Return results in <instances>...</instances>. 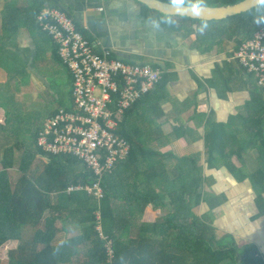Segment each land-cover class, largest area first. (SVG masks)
Wrapping results in <instances>:
<instances>
[{"label": "trees", "instance_id": "16d2710c", "mask_svg": "<svg viewBox=\"0 0 264 264\" xmlns=\"http://www.w3.org/2000/svg\"><path fill=\"white\" fill-rule=\"evenodd\" d=\"M157 1L167 3V0ZM241 1L243 0H215L209 7L234 5ZM141 7L150 12L144 6ZM257 15L258 11L255 8L228 19L230 24L235 22L237 26L233 29L234 39L232 40L231 37L226 42H233L237 46L240 40L250 38L255 30L264 25V23H255ZM179 19L196 25V30L192 32L195 35L194 43L205 47L213 42L216 33H225L229 24L228 20L208 22L209 28L201 34L197 31L201 22L186 18ZM51 45L53 50L55 49L57 58L52 41ZM3 52L4 48L0 47V53ZM16 64L18 70L15 71L14 68V72L8 71V80L13 81L19 93L21 91L19 81H22L24 86L30 81L27 63L17 57ZM4 103L7 104L6 101ZM59 109L54 114H57ZM8 113L10 117L5 112L0 114V152L2 153L0 248L8 242L19 243L10 254L9 264H79L80 254L76 249L78 245H83L87 252L88 260L85 255L81 256L84 264H264V244L258 242L257 235H253L258 230L253 223L264 218V111L246 117L245 120L238 118L240 119L237 121L238 125H230L231 144H228L227 149L230 156H236L240 168H236L231 160H228L230 156L222 160L208 161L211 165L208 164L210 170L217 169L221 174L225 172L230 175L226 178V181L231 182L230 185L234 182L237 184L247 181L251 187L250 194L254 196L253 223L248 225L245 231L249 227L254 229H248L246 233L249 236L248 244L240 250L236 247L235 238L226 235L218 227L224 235L219 240L214 238L215 227H212L211 217L215 221L214 211L222 208L220 211L222 221L227 227L233 226V233H237L247 224L246 214L239 222L237 209L229 207L231 194L229 189L224 184L216 186L212 176L203 175L201 170H195L192 166L194 162H177V173L174 176L166 174L162 169L146 176L149 169L143 170V168L150 164V160L145 157L139 158V155L133 152L131 154L130 150L131 155L128 160L116 168L119 169L127 164L134 167L133 170L129 167L126 170L130 173L129 182L124 179L115 182L112 179L113 175L103 178L100 185L103 196L99 200L85 192L68 193V189L77 185L91 187L95 178L70 155L46 156L36 146L39 129L30 124L26 126L25 131L18 129L20 120L17 121L12 105ZM218 127L226 137L228 134L225 126ZM117 134L127 139L122 124ZM14 137L16 138L14 148L21 149L18 158V178L15 184H12L8 179L7 171L14 167L15 160L13 148L9 147L8 142ZM131 144L133 147V143ZM218 144H208L211 154L215 152ZM220 147H218L219 154H223ZM247 148L257 154V159L253 162L256 164V169L252 173H246ZM141 150L147 152L145 149L141 148ZM36 158H39V162L31 169ZM77 166H81L82 169H77ZM220 168L222 170H218ZM252 185L256 186L258 193L252 192ZM201 188L210 189L211 193L201 191ZM147 206L160 212L165 211V216L152 225L133 223ZM197 207H204L207 212L197 216L193 211ZM55 210L65 212V218L54 217L52 212ZM95 215L98 216V220ZM57 220L63 221L64 227L60 230L67 235L70 234L69 228H72V231L79 229L81 234L76 238L77 240H65L59 246H54L55 236L59 233L54 227ZM41 223L45 226L44 231L38 230V225ZM65 223L69 226H65ZM97 226L100 227L104 240L99 238L95 230ZM32 230L34 232L31 239L29 234ZM133 232L136 238L130 240L129 237ZM108 243L113 254L111 258L107 254Z\"/></svg>", "mask_w": 264, "mask_h": 264}, {"label": "crops", "instance_id": "0c3cea01", "mask_svg": "<svg viewBox=\"0 0 264 264\" xmlns=\"http://www.w3.org/2000/svg\"><path fill=\"white\" fill-rule=\"evenodd\" d=\"M44 8L58 10L70 18L76 31L95 46L96 52L110 50L114 57L125 63L148 64L161 71L157 87L122 118L127 139L117 135L130 144L131 154L149 160L154 157L153 160L161 162L159 169L167 168L170 173L166 174L173 176L177 173V162H194L195 170L212 176L216 186H222L219 178H223V174L217 169L210 170L208 161L230 156L227 147L231 144V124L238 125V118L245 120L264 111V96L257 90L253 78L246 75L232 58L235 43L225 42L222 49H206L203 45L200 46L203 50L198 49L195 39H190L195 31L192 23L181 19L176 22L179 18L171 17L173 24H162L156 13L142 9L132 0H0V47L4 48V42L15 40L10 51L27 63L29 81L32 82L28 90L36 99L45 91L46 84V80L32 69L39 51L35 42L37 31L40 32L36 17ZM161 17L165 21L168 18ZM153 21L159 27L154 26ZM54 58L57 60L56 56ZM46 64L45 61L42 66ZM0 72L7 75L2 69ZM66 73L70 83L69 102L71 78ZM3 106L4 101L0 108ZM219 125L225 126L226 137ZM150 135L153 139L148 138ZM215 143L222 146L223 154H219L218 147L212 154L209 152L208 144ZM250 151L253 150L247 148V154ZM231 159L237 161L236 156L231 155L228 160ZM153 166L154 162L150 161L143 170ZM128 167L134 168L127 164L115 169L113 181L124 179L129 182ZM235 183L230 185L227 181L230 192L232 189L228 186L236 187L230 198L243 203L242 199L247 197L246 202L253 203L241 189L242 184Z\"/></svg>", "mask_w": 264, "mask_h": 264}, {"label": "built area", "instance_id": "2783aa9c", "mask_svg": "<svg viewBox=\"0 0 264 264\" xmlns=\"http://www.w3.org/2000/svg\"><path fill=\"white\" fill-rule=\"evenodd\" d=\"M36 23L54 43L58 61L71 78L68 106L45 121L36 146L46 155L76 158L95 181L91 187L77 185L67 192H91L100 199L103 178L113 175L130 156V145L117 135L119 124L127 111L157 87L161 71L148 64L125 63L110 50L96 52L58 10L42 9ZM232 58L264 96V25L236 46ZM99 231L102 239L100 227ZM107 254L113 255L110 246Z\"/></svg>", "mask_w": 264, "mask_h": 264}, {"label": "rangeland", "instance_id": "374dc122", "mask_svg": "<svg viewBox=\"0 0 264 264\" xmlns=\"http://www.w3.org/2000/svg\"><path fill=\"white\" fill-rule=\"evenodd\" d=\"M215 2V0H207V4L208 5H212ZM211 8V7H210ZM161 18L160 22L162 24H166L167 22L162 19V17H158ZM176 22H179L180 19H176ZM229 22V20L227 21ZM169 24H173V22L169 23ZM236 23L232 22L230 24H227L226 26V31L225 33H216L215 36L213 37V42L210 44H207L206 49H208V47H218L219 49H222L221 47L225 44L226 41H228V39H230L231 37H233L234 32L233 29L236 28ZM239 29V27H237V30ZM40 31V30H39ZM189 31V29H188ZM41 32V31H40ZM37 31V41L35 40L39 51L37 54V58L34 60L33 65H32V69L34 71H37V74L39 76H41L42 78H44L46 80V84H45V91L41 92L39 94L38 99L33 98L32 92L30 90H28L29 85L32 84V82H30L29 84L25 85L23 84L22 81H19V87L21 89L20 93H17L19 90L16 89L15 84L12 82H9L8 80V71L10 72H14V68L16 69V67L18 66L16 64V54H14L12 51H10V49L12 48L13 45H15V40H11L9 43L4 42L3 46H4V52L3 54L0 53V69L6 71V74H3L0 72V105L2 106L3 101H6L7 104H5V106H3L4 108H0V112L4 111L8 117L9 113L8 110L10 109V105L13 106L14 108V113H15V117L17 118V121L20 120V122H18V129L25 131L26 130V126L28 124H30L32 127H35L37 130V136L39 135V133L41 132L42 128H43V124L45 123L46 119L49 117V115H51L54 111H56L58 108L60 107H66L69 102H68V96H69V78L67 73L65 72V70L61 67V65H59V63L57 62V60H55L54 56V50L53 47L51 45V41L45 36L43 35V33ZM184 34L188 33V32H183ZM190 35V33H189ZM192 36V37H191ZM190 39H195V35L192 34L190 35ZM234 39V37L232 38V40ZM238 41V38H237ZM243 40H240L239 42H241ZM45 46V47H43ZM196 48L203 50L200 46L195 45ZM46 61V65L42 66V64ZM18 68L15 70L17 71ZM32 70V71H33ZM22 78V77H21ZM19 79V78H18ZM9 82V85L7 84ZM6 85V86H5ZM27 89H26V88ZM58 97V100H56ZM262 101L264 102V98H262ZM10 104V105H9ZM11 127H14V125H11ZM149 139H153V136L150 135L148 137ZM37 139V138H36ZM15 140L16 138H12V140H10L8 142L9 147H12V153H13V158L15 160V165L12 169H10L9 171H7V176L9 181L12 184H15L17 178H18V158L20 156V151L19 149L21 148H14V144H15ZM236 147H234L235 149ZM227 153V152H226ZM154 157H152V160H150L151 162H155L153 168L149 169V171L146 173V176H150L152 175L153 172L155 171H159V166H160V161L158 160H153ZM2 159V153L0 152V161ZM257 159V154L255 151H250L249 154L245 157V162L247 163V167H246V173H252L255 169H256V164H254L253 162ZM39 162V158H36L35 161L33 162L31 169L35 168L37 163ZM232 164L236 167V168H240V164L236 161V160H232L231 159ZM163 163V162H162ZM77 169H82V167L77 166ZM1 166H0V171H1ZM32 171V170H31ZM163 172L165 173H170L167 168L163 169ZM223 174V178H219L220 182L222 184H227L226 181V177L229 176L228 174H226L225 172H222ZM238 183V182H237ZM238 184H242V190H245V195L248 196V198H251V194L249 188L250 185L246 184L245 181H241ZM229 188L232 189L231 193L235 192L236 187L233 188L232 186H228ZM227 188V187H226ZM256 186L252 185V192H259L258 190L255 189ZM228 189V188H227ZM201 191H205L208 192L209 194L211 193L210 189H200ZM89 196L94 197L93 194H88ZM233 195H237V194H233ZM255 195V194H254ZM97 196H99L98 194L95 195L94 198H97ZM103 196V195H102ZM98 199V198H97ZM101 199V198H100ZM185 199H187L185 197ZM99 200V199H98ZM239 203V205L235 208L237 209V211L239 212L240 209L242 210V212H240L241 214H246V221L247 224L245 225V227L243 226V228L239 231L234 232L233 233V226H228L229 228H222V226H216V222L217 221H221L222 220V212H220L222 210V208H220V211L215 212V221L213 220V218L211 217V221H212V227H215L214 230V238L216 240H219L224 234L226 235H232L233 238H235V242H236V247L240 250L243 247H245V245L248 244V239L249 236L246 234L248 229H251L252 227H249L246 231L245 229L248 227V225H251L253 222L252 218H253V214L252 211L254 209V206L251 202H241L239 199H230V203H229V207H234L235 204ZM55 206V205H54ZM225 209V208H224ZM193 211L195 212V214L197 216H201L203 215L205 212H207V210L204 207H197L195 209H193ZM160 210L152 208L151 206H147L144 210V212L142 213V215L139 218H135L133 223H136L138 225H152L153 223L157 222L160 218L165 216V211L160 212ZM53 216L56 218L61 217V219H64L66 216L65 212L62 211H58L55 210L52 212ZM96 216V219L98 220V216ZM236 216V215H235ZM238 215H237V219H238ZM205 222V221H204ZM224 222V221H222ZM207 223V222H206ZM208 224V223H207ZM255 226L260 227L258 230H256L254 232L253 235H257L260 239V242H264V218L257 220L253 223ZM65 226H69L68 224L65 223ZM54 227L56 230H58V235L55 236V241L53 243L54 246H59L61 243H63L65 240H77L76 238H78L80 236V232L79 229L77 231V229H75L74 231H72V228H69L70 234L67 235L65 233H63L60 229L64 227L63 225V221L61 220H57L54 223ZM221 229L223 232L221 233V231H219V229ZM228 229V230H227ZM38 230L40 231H44L45 230V226L43 225V223L38 225ZM95 230L97 232H99V226H97L95 228ZM220 233H219V232ZM32 232H34V230L31 231V233L29 234V237L32 239L33 238V234ZM232 232V233H231ZM241 235V236H239ZM251 235V236H253ZM244 237V238H243ZM135 233L133 232L132 235L129 237L130 240L135 239ZM102 239H104L102 237ZM19 243L14 241V242H8L6 244H4L1 248H0V264H9L10 261V254H12V252L18 247ZM110 244L108 243V245H106V247H109ZM76 249L78 250V254L79 255V264H84V260L81 259L82 255H85V257L88 260V256H87V252L84 249L83 245H78L76 246Z\"/></svg>", "mask_w": 264, "mask_h": 264}, {"label": "water", "instance_id": "95a60500", "mask_svg": "<svg viewBox=\"0 0 264 264\" xmlns=\"http://www.w3.org/2000/svg\"><path fill=\"white\" fill-rule=\"evenodd\" d=\"M132 1L134 3L140 5V6H144L147 10L154 12V13H157L161 16L168 17V15L171 14L172 15L171 17L186 18V19H189V20L194 21V22H201L202 20H207V22H222V21H226V20L231 19V18L238 17V16L245 14V13L251 11L252 9L256 8V6L253 5L252 0H243L237 4H234V5H227V6H222V7H211L210 8L211 11L204 13L201 17H194L190 14H183V15L173 14L172 10L167 7V3H163V2H160L157 0H132ZM194 26H195V30H196V25H194ZM245 182H246V184H248L247 181H245ZM250 193H251V187H250ZM246 198L247 197H244L242 199L243 202H246ZM251 198H254V196L252 194H251ZM238 205H239V203L235 204V206L233 208H236ZM218 211H220V209H216L215 212H218ZM237 215L239 216L238 221L240 222L242 220L241 216H243V215L240 213V211L237 212ZM215 224H216V226H222L223 229H224V227L228 228L224 224V222H222V220L217 221ZM257 227L258 226H256V228ZM259 228L260 227H258L257 229H259ZM263 234H264V232H263ZM257 238H258V242H260L259 237H257ZM257 238H256V240H257ZM262 243L264 244V242H262Z\"/></svg>", "mask_w": 264, "mask_h": 264}, {"label": "clouds", "instance_id": "9594fccd", "mask_svg": "<svg viewBox=\"0 0 264 264\" xmlns=\"http://www.w3.org/2000/svg\"><path fill=\"white\" fill-rule=\"evenodd\" d=\"M254 6H256L258 15L255 18V23H264V0H252ZM167 7L172 10L173 14L183 15L190 14L194 17H201L204 13L211 11L207 0H167ZM171 14L168 15L166 20L167 23H171ZM154 26L159 27V24L153 21ZM209 28L207 20H202L197 31L201 34ZM46 155V154H45ZM50 156V155H46ZM57 157V156H51Z\"/></svg>", "mask_w": 264, "mask_h": 264}]
</instances>
